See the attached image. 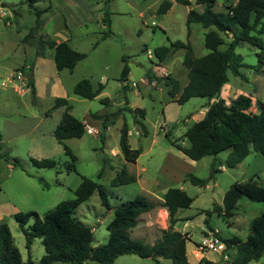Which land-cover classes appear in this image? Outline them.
Here are the masks:
<instances>
[{"label":"rangeland","instance_id":"374dc122","mask_svg":"<svg viewBox=\"0 0 264 264\" xmlns=\"http://www.w3.org/2000/svg\"><path fill=\"white\" fill-rule=\"evenodd\" d=\"M98 1L102 5L100 10L92 8L94 6L86 9L82 1H36L37 5L48 6L41 15L42 21L49 12L58 10L61 18H66L71 31V40L66 41L73 48L86 52L71 70H58L52 49L47 48L45 55L35 56V36L52 35L48 24L43 27L42 23L40 29H33L35 14L25 0H0V221L7 222L22 258H27L29 250L31 258L38 261L44 252L41 237H35L28 249L14 212L35 210L42 216L57 202L75 197V189L84 175L104 187L113 206L107 208L102 204L98 190H94L75 207V218L92 229L93 246L106 241L107 224L113 216L114 206L139 194L147 196L156 205L154 209L139 214L138 222L129 232L133 237L153 242L160 235V225L165 217L157 194L167 186H178L193 197L188 206L179 207L176 213L190 216L185 224L179 218L177 222V226L189 230L186 239L189 264H228L231 249L197 247L202 236L212 231L204 222L207 214L200 209H211L207 216L213 231L222 236L237 234L245 239L251 218L264 210V202L243 195L238 198L234 214L229 218L212 206L214 202L222 203L225 190L236 180L254 179L264 184V154L251 148L233 166L223 162L226 150L215 157L210 154L197 159L187 156L171 140L183 145L188 143L184 131L204 115L208 98L191 96L179 103L176 96L169 94V86L163 80L153 78L156 82L152 84L147 77V70L152 69L156 75L168 73L177 78L180 86L186 83L187 67L182 61L185 48L172 49L163 61L157 59L153 49L168 45L170 40L181 39L190 41L195 55L205 53L206 28L199 22H192L188 32L186 24L187 10L191 6L201 10L202 5L194 0L190 4L173 0L166 12L158 13L156 9L160 0H109L110 24L107 26L102 22L104 0ZM232 1L235 0H215L214 8L224 9V5ZM63 25L59 17L53 18L56 38L62 36ZM107 28L111 33L102 36ZM30 30L35 36L24 39ZM235 50L241 53L246 63L241 67L244 76L229 72L228 84L222 88V94L229 101L230 95L249 93L252 95L250 107L254 109L256 98L264 100V64L255 69L257 48L246 42L237 45ZM122 55L127 56L129 65L126 80L118 78L123 65ZM20 69L26 76L32 72L34 94L26 81L25 85L21 84L16 77L15 73ZM82 77H87L93 86L102 81V91L90 98L73 92L72 84ZM1 80L5 83L2 84ZM234 89L235 93H232ZM55 96H66L70 104L68 110L85 123L82 135L63 140L54 136L53 129L65 109V105L55 104ZM104 96L109 97L107 103L100 100ZM121 106L143 107L145 114L124 108L106 128L90 115L91 112H109ZM135 117L144 122L146 133L135 122ZM124 121L130 129L128 141L131 148L141 149L135 159H126L120 150V128ZM89 126L93 127L92 131H88ZM64 143L76 156L75 169L67 168L71 157L64 152ZM31 157H51L57 162L54 166H38ZM103 157H107V162L103 163ZM214 159L217 169L212 171ZM123 163L135 175V181L111 184L112 177ZM101 169L102 173L98 175ZM187 173L208 178L207 183L194 184L185 178ZM39 176L43 181H39ZM31 221L32 217L29 218ZM147 222L150 224L146 225ZM226 251L228 258L225 259L223 254ZM168 261L163 257L156 260L129 252L119 254L111 264H163ZM81 264L98 263L87 259ZM248 264H264V253Z\"/></svg>","mask_w":264,"mask_h":264},{"label":"trees","instance_id":"16d2710c","mask_svg":"<svg viewBox=\"0 0 264 264\" xmlns=\"http://www.w3.org/2000/svg\"><path fill=\"white\" fill-rule=\"evenodd\" d=\"M29 9L35 14L33 29H40L43 19L41 15L48 6L36 4L38 0H25ZM182 4H190L191 0H175ZM109 0H104L105 8L102 22L109 26ZM173 0H160L156 11L166 12L172 5ZM201 4L202 9L198 10L191 6L187 10L186 24L188 32L192 22H199L206 29L204 31V45L207 51L195 55L189 40H170L168 45L154 47L153 52L159 61H163L172 49L185 48L183 63L187 67V81L180 86L177 78L170 74L156 75L152 69L147 70V77L151 80L157 78L163 80L169 86V94L179 103L191 96H206L208 98L207 108L204 115L192 122L185 131L184 136L187 144L172 139L171 142L182 150L187 156L197 159L203 155L210 154L214 157L220 151L226 150L223 162L233 166L240 162L252 149L264 154V100L255 99L256 110H249L252 104L251 94L240 92L226 101L220 95L222 85L229 80V72L233 75L244 76L241 67L246 63L241 53L235 47L241 43H248L257 48V62L254 65L257 70L264 64V0H235L224 5V9H215V0H194ZM111 30H104L102 36L110 34ZM227 36V40L224 36ZM31 30L25 35L35 36ZM35 56L45 55L47 48L52 49V58L58 70L67 68L71 70L76 62L86 55V52L79 51L66 41L56 40L52 36L38 34L34 38ZM123 65L118 78L126 80L129 73L127 56L122 55ZM27 84L32 93H35V86L32 72L27 73ZM104 83L99 81L93 86L87 77L79 78L73 85L72 91L85 97H94L99 94ZM125 87V85H124ZM178 93V95H176ZM210 99H212L210 101ZM101 102L107 103L109 97H101ZM55 104L65 105L61 117L53 129V134L58 140L71 136H80L85 131V123L72 114L68 109L70 104L66 96H55ZM145 114L143 107L121 106L109 112H91L90 115L101 122L106 128L109 123L124 109ZM135 122L141 126L144 133L147 132L144 122L135 117ZM128 125L123 122L120 128L119 146L126 159H135L141 152L140 147L131 148L128 141ZM169 136V132L165 131ZM102 140L104 139L101 133ZM64 152L71 157L67 162L68 169H75V154L71 148L64 143ZM34 164L38 166H54L56 160L51 157H31ZM107 157H103V163ZM212 165V171L217 169ZM102 169L98 172L101 175ZM192 183L205 185L208 178L199 177L193 173L185 176ZM39 181H43L41 176ZM135 181V175L130 173L125 164L116 171L111 179V184L128 183ZM44 184V183H43ZM94 190H98L101 203L107 208L113 207L108 199L104 187L96 180L82 176L75 189V197L63 199L57 202L52 208L39 215L35 210L16 211V219L25 239V245L29 249L35 237H41L44 252L34 261L29 253L26 259L22 258L21 252L14 243L13 235L7 222L0 221V264H52L54 262L81 264L87 259L96 261L98 264H111V262L122 253H135L141 256H150L156 260L160 257L169 261L163 264H189L186 255V232L174 229L173 224L178 219L175 212L179 207L188 206L193 197L183 188L178 186H167L162 194L161 204L168 211V227L161 229L160 235L149 242L140 237H133L129 230L136 225L140 213L155 206V202L147 196L139 194L132 198L125 199L114 206L113 216L107 224L108 237L105 242L93 246L92 229L75 218L73 211L83 200L87 199ZM247 196L252 200L264 202V184L254 179L236 180L225 190L222 203L214 202L212 208L218 210L224 217L229 218L234 214V206L241 196ZM207 215L211 209L202 208L200 212ZM204 222L208 229L214 230L208 222V216ZM32 221L29 222V218ZM249 232L245 239L237 234L219 237L225 243V249L229 251L228 264H248L253 259H259L264 253V210L259 211L250 220Z\"/></svg>","mask_w":264,"mask_h":264},{"label":"crops","instance_id":"0c3cea01","mask_svg":"<svg viewBox=\"0 0 264 264\" xmlns=\"http://www.w3.org/2000/svg\"><path fill=\"white\" fill-rule=\"evenodd\" d=\"M79 1H82V5L83 6H85L86 7V9H90V7H92V6H94V7H92V8H94V9H97V10H100V7L102 6L101 4H100V1H98V0H92V2L91 1H89V0H72V2L73 3H79ZM47 11V10H46ZM45 13V12H44ZM55 17H59L60 18V20H61V22H63L64 23V29H63V34H62V36H60V38H56V29L53 27V18H55ZM46 24H48V27H49V33H52V35L51 36H54V38L56 39V40H71V37H72V35H71V31H70V28H69V24L67 23V20H66V18L65 17H63V19L61 18V15H59V12H58V10H54V11H52L51 13L49 12L48 13V16H47V18H45L44 19V21H43V27H44V25H46ZM47 33H48V31H47ZM54 60V59H53ZM55 63V62H54ZM64 69V68H63ZM63 69H60V70H63ZM75 83V82H74ZM74 83L72 84V86L71 87H73V85H74ZM185 84V83H184ZM226 84H228L227 82H225L223 85H222V87H221V90H220V95L223 97L224 95L222 94V91H223V87L226 85ZM232 93H235V89H234V91L232 92ZM238 93H236V94H234V96H236ZM233 95H230V98L231 97H234ZM251 97H252V95H251ZM212 99H210V101H211ZM207 108V107H206ZM206 108H204L205 110H206ZM249 110H252V111H255L256 110V106L254 107V109H251V107H249ZM97 122L98 121H100L99 119H95ZM128 132L130 133V129H128ZM166 190V188L164 189V190H161L158 194H157V197L158 198H160L161 199V202H162V194H163V192ZM156 205V204H155ZM160 209H161V212H163L164 214H165V217H164V220H163V223L160 225V232H161V229H165V228H167L168 227V211H167V209H166V207L165 206H163L162 204H160ZM155 207H153V209H154ZM177 213V210H176V212H175V216L176 217H178L179 219H182V220H184V224L188 221V219L190 218V216L189 215H180V214H176ZM141 214V213H140ZM179 219H177L176 221H175V223L173 224V228L174 229H178V230H181L182 232H186V233H189V230L188 229H186V228H180L179 226H177V222L179 221ZM138 222V221H137ZM146 225H148V224H150L149 222H147V223H145ZM186 226V225H185ZM226 254H227V251L225 252Z\"/></svg>","mask_w":264,"mask_h":264},{"label":"built area","instance_id":"2783aa9c","mask_svg":"<svg viewBox=\"0 0 264 264\" xmlns=\"http://www.w3.org/2000/svg\"><path fill=\"white\" fill-rule=\"evenodd\" d=\"M15 75L18 79H20L21 84L25 85V81L27 83V76L25 75V72L22 69L18 70L15 73ZM8 80H9V78H8ZM155 82L156 81L152 78L151 83L155 84ZM1 83L4 84L5 81L1 80ZM92 130H93V127L89 126L88 131H92ZM197 247L199 249H224L225 243L219 237V235L215 231L212 230V231H208V233H206V235L202 236L201 240L197 242ZM223 257L226 259V258H228V255L226 253H224Z\"/></svg>","mask_w":264,"mask_h":264},{"label":"water","instance_id":"95a60500","mask_svg":"<svg viewBox=\"0 0 264 264\" xmlns=\"http://www.w3.org/2000/svg\"><path fill=\"white\" fill-rule=\"evenodd\" d=\"M229 263L231 264V261Z\"/></svg>","mask_w":264,"mask_h":264}]
</instances>
